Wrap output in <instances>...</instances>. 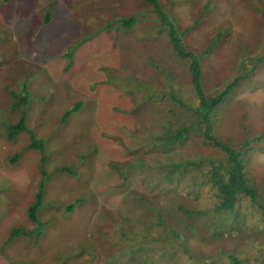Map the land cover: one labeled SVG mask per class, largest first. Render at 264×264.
<instances>
[{"label":"rangeland","instance_id":"374dc122","mask_svg":"<svg viewBox=\"0 0 264 264\" xmlns=\"http://www.w3.org/2000/svg\"><path fill=\"white\" fill-rule=\"evenodd\" d=\"M3 1H0V113L12 111L11 91L21 87L23 90V78H29L30 107L26 118L29 130L16 139L8 140L0 124V264H137L136 260L129 263L128 252L119 250L115 239L118 237L109 245V251L103 250L100 259L93 262L91 255L93 248L102 249L98 229L114 233L113 216L145 224L153 233L168 231L148 205L162 208L168 221L181 222L185 230L188 221L195 222L201 235L191 236L189 247L195 255L207 256L195 263L184 253L176 254L175 258L166 255L164 259L153 254L156 264H181L185 260L191 261L189 264H216L213 256L224 245L237 246L242 253H254V243L264 242V221L247 205L243 209L245 220L250 217L245 233L234 232L218 240L210 233H216L215 227L221 229V225L204 226L203 217L190 219L176 208L179 200L188 207L205 208L211 202L212 191L191 170L168 182L164 174L167 165L216 152L197 140L167 151L151 146L148 134L159 130L165 122L163 107L154 102L135 110L143 94L136 92L135 78L169 88L164 74L154 68L151 60L167 67L184 93L191 86L189 61L175 54L167 34H156L158 19L154 15H140L128 29L116 26L107 29L105 25L115 16L133 14L137 3L56 0L53 23L41 27L49 0ZM161 1L167 11L177 16L181 30L208 2ZM218 2L221 9L212 11V16L210 11L208 15L202 14L201 25L186 36L190 47L203 50L216 25L228 31L230 39L204 60L206 72L224 65L228 68L230 51L239 46L242 37L249 40L250 36L253 47L258 48L257 34L249 31L254 20L252 13L244 11L248 21L245 25L234 23V5L229 8L230 1ZM97 27L102 30L81 41L82 34ZM68 47L67 57L60 52ZM234 56L229 59L227 72L233 70ZM224 69L219 76L209 77L216 88L226 82ZM112 78L115 80L108 82ZM245 110L251 116L246 123L251 121L258 127L264 124V65L257 80L236 95L223 115L222 124L238 132L244 124L241 119ZM11 119L17 121L16 117ZM40 141L44 143L43 149L35 147ZM140 159L145 166L125 174L112 166L122 160L133 163ZM253 159L257 166L264 167V154ZM40 190L43 195L38 214L43 222L42 234L32 238L22 234L11 237L12 230L36 227L27 209L30 211L36 204ZM138 196L145 198L146 205L136 203ZM127 233L131 235L128 230Z\"/></svg>","mask_w":264,"mask_h":264},{"label":"trees","instance_id":"16d2710c","mask_svg":"<svg viewBox=\"0 0 264 264\" xmlns=\"http://www.w3.org/2000/svg\"><path fill=\"white\" fill-rule=\"evenodd\" d=\"M1 1V0H0ZM7 1V0H4ZM3 1V2H4ZM230 1L229 8L234 5V23L245 25L247 17L245 10H249L254 16L251 21L249 31L253 30L257 36V44L259 51L253 47L249 40L239 39V46L230 51L227 58L228 68L222 66L218 70L206 72L204 69V60L209 57L212 52L222 43L225 44L230 39L228 31L222 26L216 25L213 34L210 36L207 46L200 51L191 50L182 37L192 31L201 22L202 14L213 15L212 11L221 9L218 0H208L203 6V11L193 14V20L190 24L181 30L177 26V16L167 11L161 0H133L137 3L135 12L128 17L115 16L113 21L108 22L105 27L118 26L124 29L132 27L138 16L154 15L159 22L155 32L156 34L165 33L168 35L170 43L175 54L189 61L191 72V86L186 89L185 93L180 84L176 83V78L171 75L169 69L159 64L157 60H151L150 63L160 73L164 74L165 81L169 88L135 78L136 92L143 93L136 104V112L141 106H149L155 102V105L163 107L165 122L161 124L159 130L151 131L148 136L152 140L150 145L158 147L160 150H173L176 146H183L188 141L197 140L202 145L212 148L216 154L201 155L198 159H181L178 162H172L167 165L169 167L164 172L168 182H173L179 175L186 170H191L194 174H199L201 184L206 185L212 192L210 204L205 208L188 207L185 202L177 201L176 208L194 219L203 217V225L217 224L221 227H215L216 233L212 234L215 240L226 238L238 234H244V227L249 223V217L245 220L243 213L244 206L250 207L255 211L259 219L264 221V167L257 166L253 162V158L257 155L264 154V124L256 125L254 122H247L250 112L245 110L241 120L244 124L238 132H232L229 128L222 124L223 115L234 101L236 95L253 84L258 75L261 74V68L264 65V0H227ZM56 0H49L46 13L42 18L41 27H48L54 21V5ZM248 4V5H246ZM230 14V9H229ZM102 27V26H101ZM97 27L90 32L81 35V41L85 38H91L94 33L102 30ZM40 26H37L38 31ZM93 32V33H92ZM248 34V33H247ZM233 39V38H232ZM78 42V41H77ZM81 43V42H80ZM64 56H69V47L62 50ZM235 55L236 62L231 72H227L230 67V58ZM224 69V77L226 82L223 87L216 88L212 85L209 77L211 74L220 75V70ZM227 72V74H225ZM23 90L12 91L11 106L12 111L0 113V124L3 127V133L8 140L12 141L22 132L29 130L26 124L28 115V107L30 102V92L28 91L29 78H23ZM115 79H109L113 82ZM106 80H100L104 83ZM134 82V81H133ZM95 87V86H94ZM98 89V88H97ZM169 101V104L166 101ZM157 103V104H156ZM166 104V106H165ZM139 108V109H138ZM18 111V116L15 111ZM132 111V110H131ZM12 117H16L18 121H13ZM39 141V140H38ZM149 145V144H148ZM37 148H44L43 141L35 144ZM45 161V158L42 159ZM113 168L118 169L121 174L135 170L139 166H145L140 159L136 162L122 160L118 165L112 164ZM198 183V182H197ZM43 187V185H42ZM43 190L37 194V202L30 208L29 215L36 227L29 230L19 228L12 230L11 237L19 234L26 238H32L35 235L42 234L41 227L43 222L38 216L39 206L42 201ZM136 203L146 205V200L142 196L136 198ZM147 208L155 213L159 223L165 224L168 231L163 230L160 234L154 232L145 224L126 222V219L118 220L112 217L114 224V233L101 227L99 239L102 249L98 247L94 249V255L91 260L94 262L104 253V249L109 251V245L113 243L115 237L121 251L128 252L129 263L136 260L137 264H156L153 254H159L158 259H164L166 255L175 258L176 254L184 253L191 257L193 262H201L207 259L205 254H194L195 252L189 247L190 237L201 234L199 228L193 221H188L185 225L187 230L183 229L181 222L174 223L168 221L161 209L147 206ZM256 220V219H255ZM131 234L127 236V230ZM108 234V235H107ZM111 235V237L109 236ZM39 237H37V240ZM207 241L206 238H202ZM254 253H242L237 246L227 248L225 245L219 247L217 254L213 256L216 264H264V242H255ZM96 249V250H95ZM200 255V256H199ZM107 259L109 258L106 256ZM191 261H183L181 264H189ZM204 261V260H203ZM171 264V263H170Z\"/></svg>","mask_w":264,"mask_h":264},{"label":"clouds","instance_id":"9594fccd","mask_svg":"<svg viewBox=\"0 0 264 264\" xmlns=\"http://www.w3.org/2000/svg\"><path fill=\"white\" fill-rule=\"evenodd\" d=\"M54 11H55V9H54ZM139 17V16H138ZM121 18H123V17H121ZM138 20V18L136 19V21ZM135 21V22H136ZM201 23V22H200ZM135 24V23H134ZM201 24H199L197 27H199ZM177 26H178V24H177ZM111 27H113V26H111ZM116 27H118V26H116ZM197 27H195V28H197ZM107 28V27H106ZM110 28V27H109ZM108 29V28H107ZM178 29H179V26H178ZM194 30V29H193ZM191 32V31H190ZM190 32H188V33H190ZM168 36V35H167ZM187 36V35H186ZM186 36H183L182 35V37L184 38V40H185V44L191 49V50H194V51H200V50H195V49H193L192 47H190L188 44H187V41H186ZM169 38V37H168ZM188 61V60H187ZM59 68V67H58ZM60 69V68H59ZM90 78V77H89ZM113 79V78H112ZM29 81V80H28ZM24 82V81H23ZM22 89V87L20 88V89H14V90H12V91H16V90H21ZM12 91H11V93H12ZM11 96H12V94H11ZM13 107V106H12ZM29 107H30V102H29ZM29 107H28V109H29ZM27 112H28V110H27ZM28 116V115H27ZM27 118V117H26ZM18 121V120H17ZM26 132H28V131H26ZM24 132H22V133H20V135L21 134H23ZM19 135V136H20ZM27 214H28V217H29V219H31L30 218V215H29V209H27ZM38 216H40L39 214H38ZM40 218V217H39ZM33 223H35V222H33ZM25 227H27V226H25Z\"/></svg>","mask_w":264,"mask_h":264}]
</instances>
